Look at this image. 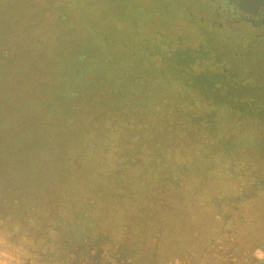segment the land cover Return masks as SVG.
I'll return each instance as SVG.
<instances>
[{
    "label": "rangeland",
    "instance_id": "374dc122",
    "mask_svg": "<svg viewBox=\"0 0 264 264\" xmlns=\"http://www.w3.org/2000/svg\"><path fill=\"white\" fill-rule=\"evenodd\" d=\"M88 11L0 0V264H264V97L242 83L213 103L162 71L173 51L216 74L211 58L264 48L176 13L132 57L120 23L93 46Z\"/></svg>",
    "mask_w": 264,
    "mask_h": 264
},
{
    "label": "flooded vegetation",
    "instance_id": "af4514ba",
    "mask_svg": "<svg viewBox=\"0 0 264 264\" xmlns=\"http://www.w3.org/2000/svg\"><path fill=\"white\" fill-rule=\"evenodd\" d=\"M88 5L91 19L97 20L93 21L95 33L90 36L95 48L94 39H99V43L104 44L101 37L110 33L112 26L118 27L117 23H120L119 26L124 28L122 44L125 46L130 38L133 39V48H128L132 57L139 53L144 41L155 42L154 50L157 52V39L163 36L164 28L167 32L173 31L176 13L183 22L195 25L206 42L212 40L219 45L237 40L238 45L240 42L250 43L253 48L252 44L255 42L258 48H264V5L251 0H88ZM112 12L117 14H111ZM111 19L116 21L111 22ZM151 48L153 49V46ZM182 52L180 55L173 51L165 58L167 69L162 71L181 77L184 86L196 88L202 91L204 96L210 97L205 99H211L213 103L219 102L230 86L237 87L242 83L247 86V89H242L243 93L250 92L255 97H264L263 89H259L253 81L257 76H264L263 52H244L249 58H244L243 54L236 51L229 57L211 58L210 64L223 65L216 68V74L205 67L210 61L209 58L203 57L205 53L200 52L198 56L192 57ZM243 59L248 60L241 68L243 74H239L238 71L241 70L230 65ZM250 63L252 67H248ZM214 76L216 78L213 82L208 83L209 78ZM218 92L219 98L216 99ZM259 102L264 103L262 98Z\"/></svg>",
    "mask_w": 264,
    "mask_h": 264
},
{
    "label": "water",
    "instance_id": "95a60500",
    "mask_svg": "<svg viewBox=\"0 0 264 264\" xmlns=\"http://www.w3.org/2000/svg\"><path fill=\"white\" fill-rule=\"evenodd\" d=\"M257 4H261V5H264V0H251Z\"/></svg>",
    "mask_w": 264,
    "mask_h": 264
}]
</instances>
